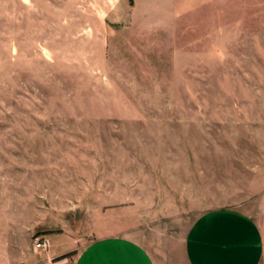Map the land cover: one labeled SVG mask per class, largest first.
I'll list each match as a JSON object with an SVG mask.
<instances>
[{
	"label": "rangeland",
	"instance_id": "1",
	"mask_svg": "<svg viewBox=\"0 0 264 264\" xmlns=\"http://www.w3.org/2000/svg\"><path fill=\"white\" fill-rule=\"evenodd\" d=\"M214 208L264 230V0H0L3 248L107 212L187 264Z\"/></svg>",
	"mask_w": 264,
	"mask_h": 264
},
{
	"label": "crops",
	"instance_id": "2",
	"mask_svg": "<svg viewBox=\"0 0 264 264\" xmlns=\"http://www.w3.org/2000/svg\"><path fill=\"white\" fill-rule=\"evenodd\" d=\"M193 221L182 245L187 264L262 263L264 230L250 215L232 208H214ZM54 222L37 221L34 225L33 221H18L17 232L25 234L27 226L46 230ZM148 224L143 218L111 219L106 212L88 221L86 238L63 230L35 236L48 239L46 249H37L33 239L30 245L27 236L10 250L0 245V264H4V258L9 264H161L157 255L160 236L146 233L144 227ZM54 236L61 239L56 245ZM145 238L151 246L145 244Z\"/></svg>",
	"mask_w": 264,
	"mask_h": 264
},
{
	"label": "built area",
	"instance_id": "3",
	"mask_svg": "<svg viewBox=\"0 0 264 264\" xmlns=\"http://www.w3.org/2000/svg\"><path fill=\"white\" fill-rule=\"evenodd\" d=\"M33 243L37 249H46L49 245L48 239L43 237H34Z\"/></svg>",
	"mask_w": 264,
	"mask_h": 264
}]
</instances>
